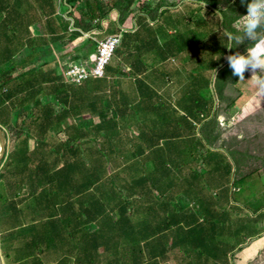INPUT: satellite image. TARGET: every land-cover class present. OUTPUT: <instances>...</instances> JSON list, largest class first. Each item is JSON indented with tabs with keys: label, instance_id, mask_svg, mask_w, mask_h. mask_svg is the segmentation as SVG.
Returning a JSON list of instances; mask_svg holds the SVG:
<instances>
[{
	"label": "crops",
	"instance_id": "obj_1",
	"mask_svg": "<svg viewBox=\"0 0 264 264\" xmlns=\"http://www.w3.org/2000/svg\"><path fill=\"white\" fill-rule=\"evenodd\" d=\"M198 2L0 0V264H217L199 226L218 264L260 257L264 208L239 196L223 129L253 126L251 72L231 73L234 25ZM108 35L104 75L67 83Z\"/></svg>",
	"mask_w": 264,
	"mask_h": 264
},
{
	"label": "rangeland",
	"instance_id": "obj_2",
	"mask_svg": "<svg viewBox=\"0 0 264 264\" xmlns=\"http://www.w3.org/2000/svg\"><path fill=\"white\" fill-rule=\"evenodd\" d=\"M91 1L92 3L96 1L98 3V7H100V9L102 10L103 8L110 10L111 8H113L114 3L118 1L120 5L114 8L117 13H120V11L122 12L126 11L133 3V7H134L133 9L136 8L137 10L138 9L141 11L144 10V12L147 13L149 12L150 8H152V11H156L161 6H173V4H176L178 2L179 4L177 5V7L181 6L182 3L180 4V2H183L185 0H91ZM203 1L205 5H207L209 14L216 11L220 13H224L227 19L226 23H229L230 26L231 24L234 25L236 20L241 17L240 15L246 13L247 0H244V3H241V0H203ZM168 3H173V4H168ZM125 7L127 9L124 10ZM131 11L132 10L130 9V12ZM230 31H232V35L236 34L235 26H233V28L230 29ZM257 35L264 36V23H262L260 28L258 29ZM248 41L249 40L247 38H245L239 44H234L233 41L232 50L230 51V53L231 54L236 52L243 53L245 50L244 45H247ZM262 104H264V101H262ZM262 106L263 107H258L259 110L258 114L255 115L253 118H251L254 121L253 122L254 127L251 126V128L248 127L245 128L244 124L241 125L238 124L232 126L225 123V126L223 128L226 130V132L233 128L234 129L233 132L235 133L234 138H236V140L235 143H233L232 150L235 153H237L240 156V158L234 155L232 156L230 154V157L233 160L231 162V165L233 167L234 177L237 167L239 166L238 163L240 162L241 163L240 167H238L237 170V173L239 172V174L237 175L241 178L244 176L246 178L245 183L243 184L242 187H240L241 195L239 196L242 197L243 201L246 200L248 197H250L251 199L249 203L253 201L251 204H255L253 209L256 210L258 209L256 207L264 208V199L262 198V196H264L262 191L264 188V175L262 174V178H260V172L264 171V105ZM217 128H220V126L218 125ZM238 180L240 179L237 178L235 183ZM235 186L237 190V187L239 186H237L236 184ZM213 195L215 198L216 193H213ZM247 207L248 209L250 208L249 205ZM202 216L205 217L204 214H202ZM246 216L250 217L249 215ZM203 222H206V219H203ZM247 222L251 227H253L254 223H252V221L248 220ZM239 226L242 229L246 226V224ZM250 226L247 225V227H245V232H244L245 234H241L240 239L243 238L245 240L247 236H251V235L253 236L254 232L248 230ZM208 233L211 235L212 232L211 233L208 232ZM210 235L208 236L210 237ZM253 264H264V251H262L260 257L256 258V262L255 263L253 262Z\"/></svg>",
	"mask_w": 264,
	"mask_h": 264
},
{
	"label": "clouds",
	"instance_id": "obj_3",
	"mask_svg": "<svg viewBox=\"0 0 264 264\" xmlns=\"http://www.w3.org/2000/svg\"><path fill=\"white\" fill-rule=\"evenodd\" d=\"M198 3H204V1L200 0ZM241 3H244V0H241ZM176 4H173V6ZM240 16L234 23L236 34L232 35L230 39L234 41V44H239L247 38L249 43L243 53L236 52L229 54L226 60L231 73L238 79L245 80L244 72L246 70L251 72L249 79H252L255 94L251 97L249 103L253 107H261L260 102L264 98V36L257 35V31L261 24L264 23V0H247L246 13ZM228 47H232V44H229ZM88 57L89 55L85 59H88ZM85 59H81L80 61Z\"/></svg>",
	"mask_w": 264,
	"mask_h": 264
},
{
	"label": "built area",
	"instance_id": "obj_4",
	"mask_svg": "<svg viewBox=\"0 0 264 264\" xmlns=\"http://www.w3.org/2000/svg\"><path fill=\"white\" fill-rule=\"evenodd\" d=\"M119 43V35H109L99 40L95 52L88 59L72 62L66 67L62 73L64 80L69 84L79 85L89 78L102 76Z\"/></svg>",
	"mask_w": 264,
	"mask_h": 264
},
{
	"label": "trees",
	"instance_id": "obj_5",
	"mask_svg": "<svg viewBox=\"0 0 264 264\" xmlns=\"http://www.w3.org/2000/svg\"><path fill=\"white\" fill-rule=\"evenodd\" d=\"M94 5L96 6V9H97V11H98V14L97 13H94L95 14V16L97 15V16H99L101 13H104L105 11H108V9H104L103 8V10L102 9H100L99 7H98V3L95 1L94 2ZM120 5V3L117 1L116 3H114V5H113V8H115V7H118ZM125 9H127L126 7L124 8V10ZM100 13V14H99ZM94 14H91V19L92 18H94L93 16H94ZM120 44V43H119ZM118 47V46H117ZM117 47H116V49H117ZM115 49V50H116ZM115 52V51H114ZM227 71V70H226ZM226 71H224L225 73H226ZM225 76V75H224ZM245 180H246V178H245V176L244 177H242L240 180H238L235 184L237 185V186H239V187H237V188H239L240 190H241V188L240 187H242L243 186V184L245 183ZM250 183V182H249ZM236 187V186H235ZM256 208H258L257 210L255 209V211L256 212H258V211H260L262 208H259V207H256ZM205 212V214H204V216L207 218L208 217V215L209 214H207V212L208 211H206V210H204ZM203 213V212H202ZM199 228H201V226H199L198 228H196L195 230H193L192 232H191V236L192 237H196L195 239L197 240H201V241H203V245L201 246V248H202V250H201V253H204V251L205 250H207L208 251V253H207V255L209 256V257H215L217 260H215V259H212V260H210V261H212V262H217V264L218 263H220L221 261L220 260H218L219 259V257H218V253H219V251L216 249V247H217V238H215V236L212 234V235H210L209 233L207 234L206 232H204V233H202L201 235H200V231H201V229L199 230ZM202 232V231H201ZM207 232H212L211 230H207ZM208 235H210V237L208 236ZM202 236V237H201ZM198 237V238H197ZM203 239V240H202ZM217 250V251H216ZM226 251V250H225ZM226 254V253H225Z\"/></svg>",
	"mask_w": 264,
	"mask_h": 264
},
{
	"label": "bare ground",
	"instance_id": "obj_6",
	"mask_svg": "<svg viewBox=\"0 0 264 264\" xmlns=\"http://www.w3.org/2000/svg\"><path fill=\"white\" fill-rule=\"evenodd\" d=\"M0 152H1V149H0Z\"/></svg>",
	"mask_w": 264,
	"mask_h": 264
}]
</instances>
